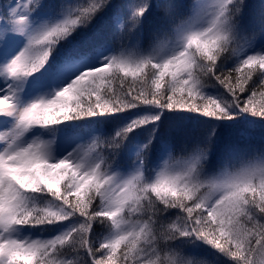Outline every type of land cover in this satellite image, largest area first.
<instances>
[{
	"label": "snow or ice",
	"instance_id": "6c2138e0",
	"mask_svg": "<svg viewBox=\"0 0 264 264\" xmlns=\"http://www.w3.org/2000/svg\"><path fill=\"white\" fill-rule=\"evenodd\" d=\"M0 264H264V0H0Z\"/></svg>",
	"mask_w": 264,
	"mask_h": 264
}]
</instances>
